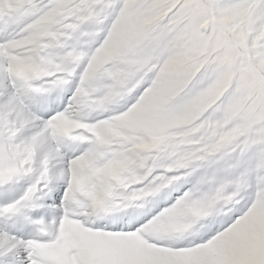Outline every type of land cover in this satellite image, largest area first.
Returning <instances> with one entry per match:
<instances>
[{
    "label": "snow or ice",
    "instance_id": "6c2138e0",
    "mask_svg": "<svg viewBox=\"0 0 264 264\" xmlns=\"http://www.w3.org/2000/svg\"><path fill=\"white\" fill-rule=\"evenodd\" d=\"M0 264H264V0H0Z\"/></svg>",
    "mask_w": 264,
    "mask_h": 264
}]
</instances>
